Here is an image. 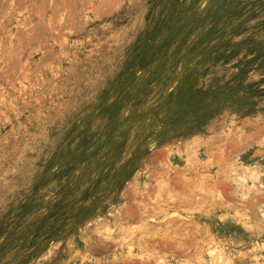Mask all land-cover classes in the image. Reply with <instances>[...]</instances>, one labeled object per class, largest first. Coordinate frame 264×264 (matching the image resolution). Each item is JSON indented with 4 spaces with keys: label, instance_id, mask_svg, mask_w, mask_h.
Masks as SVG:
<instances>
[{
    "label": "rangeland",
    "instance_id": "1",
    "mask_svg": "<svg viewBox=\"0 0 264 264\" xmlns=\"http://www.w3.org/2000/svg\"><path fill=\"white\" fill-rule=\"evenodd\" d=\"M0 264H264V0H0Z\"/></svg>",
    "mask_w": 264,
    "mask_h": 264
}]
</instances>
